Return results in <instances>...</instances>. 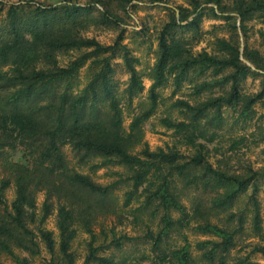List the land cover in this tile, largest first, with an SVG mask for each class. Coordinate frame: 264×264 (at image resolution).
Masks as SVG:
<instances>
[{
	"label": "trees",
	"instance_id": "16d2710c",
	"mask_svg": "<svg viewBox=\"0 0 264 264\" xmlns=\"http://www.w3.org/2000/svg\"><path fill=\"white\" fill-rule=\"evenodd\" d=\"M187 1L194 11L200 8L197 0ZM208 2L217 5L220 12L226 11L222 0ZM91 10L92 7L78 6L71 0L58 5L29 1L11 4L4 15L3 5L0 7V157H4L3 165L9 170L8 177L0 181V258L6 256L15 264H31L32 258L40 255L42 244L50 255L49 264H75L70 252L76 235V230L71 227L75 218L73 202H80L81 194L106 197L112 186L96 184L88 175L71 166L65 154V148H69L74 155L80 154L79 166L90 156L100 158L101 163L91 165L93 172L109 165L129 172L132 189L126 193L124 206L134 197H143L139 210L153 209L152 215H159L158 232L146 237L152 240L155 249L161 251L163 262L194 264L192 250H196L207 264H227L229 253L236 246V236L247 221L242 214L236 223L232 220L235 215H230L229 222L233 221L234 226L222 227L209 221L193 226L194 232L208 237L196 241L193 246L184 237L180 247L167 251L160 250V247L171 232L189 226L185 206L175 191L177 180L186 187H200L204 191L226 189L224 196L212 204V208L224 211L249 187L251 178L229 176L208 163L210 149L207 145L218 135L216 131L209 133L208 128L222 126L221 110L224 107L238 113L242 121L252 119V107L263 98L264 87L255 96L246 97L240 94V84L248 76L258 74L242 63L239 46L231 41L218 40L219 56H210L206 52L192 55L172 35L175 28H181L173 15L158 38L148 107L137 113L125 127L118 89L112 81L115 69L111 61L121 54L130 75L127 89L134 95L142 89L135 69L138 60L121 45V35L108 46L85 37L84 32L94 21ZM210 11L216 16L215 9L210 8ZM231 11L238 13L243 23L254 13L264 12V0H233ZM180 13L182 21L186 15L181 10ZM197 18L188 25H196ZM233 28L236 30L235 26ZM260 36L264 41L263 32ZM66 55L71 59L60 65V58ZM242 56L256 68L264 70V58L257 52L245 48ZM86 65L89 78L79 89L77 77ZM196 67L202 73L209 69H214L216 74L229 70L224 78V82L231 83L229 90L194 106L182 100L175 101L173 107L180 108L189 118L188 122L170 118L161 120L166 129L173 130L184 145L193 150L192 155L186 157L174 147L150 151L143 142V125L158 106L157 89L165 86L170 77L179 87L187 73ZM206 86L203 84L201 88ZM104 101L106 112L100 109V103ZM211 111L215 113L209 118ZM242 142L243 139L232 140L228 150H235ZM19 148L25 151L30 167L10 164V155ZM224 161L219 160L217 164ZM11 185L15 190L14 199L7 203L5 193ZM37 189L45 190L39 221L35 214ZM52 198L63 199L57 208L58 242L53 233L43 227L52 211ZM252 206V232L261 236L259 206L255 201ZM172 213L182 217L174 219ZM194 213L201 215L203 211L197 205ZM123 239L113 240L111 245L120 248ZM93 242L92 237L86 264H125L100 256L102 248L94 247ZM255 253L264 255V246H255L250 255ZM0 264L3 263L0 261ZM237 264L258 263L246 256Z\"/></svg>",
	"mask_w": 264,
	"mask_h": 264
},
{
	"label": "rangeland",
	"instance_id": "374dc122",
	"mask_svg": "<svg viewBox=\"0 0 264 264\" xmlns=\"http://www.w3.org/2000/svg\"><path fill=\"white\" fill-rule=\"evenodd\" d=\"M26 1L58 5L64 0H0L3 5V15L6 8L11 4L24 3ZM78 6L92 7L91 15L96 21L86 32L85 37L94 38L103 46L114 44L119 35L122 36L121 45L126 46L130 54L138 60L135 69L141 79L142 89L132 94L128 88L129 73L127 72L121 54L119 53L111 61L115 73L113 82L118 89L117 96L120 98V107L123 112L124 126H128L137 113L148 107V90L153 83L151 70L156 62L158 54V38L163 27L171 21L172 16L176 18L181 28L172 31L183 46L192 55L206 52L210 56H219L218 40L231 41L239 46L240 60L249 66L258 75H250L240 84L241 96H255L262 92L264 87V70L256 68L242 56L244 49L257 52L259 57L264 58V41L260 33H264V12H256L251 19L242 23L238 13L231 11L233 0H222L226 11L220 12L218 6L208 0H197L200 8L193 10L187 0H71ZM210 8L216 10V16ZM180 10L186 15L180 20ZM107 16V18H106ZM197 18L196 25H188ZM236 27V30L233 28ZM71 56L60 58V65L66 64ZM260 60V58L258 59ZM83 67L77 77L78 88L81 89L87 83L89 75ZM230 73L225 71L216 74L214 69L201 72L196 67L187 73L186 79L177 87L170 77L167 84L157 89L158 106L153 116L143 125V142L147 144L150 151L157 149L166 150L176 148L181 154L189 157L193 154L190 147H186L181 137L173 130L166 129L161 120L170 118L176 121H186L189 118L183 115L180 108L173 107L177 100L188 102L191 106L200 104L211 97L224 95L231 85L224 82V78ZM207 84L205 88H201ZM132 99V100H131ZM100 109L106 112V101L100 103ZM214 111L209 113L213 117ZM222 126L220 128L209 127V133L216 131L217 137L213 143L207 146L210 149L208 163L215 169L240 179H250V185L245 192L240 194L237 200L228 210L212 208L214 200L224 196L226 189L204 191L200 187H186L177 180L175 191L180 195L182 204L189 220V226L171 232L169 237L161 243L160 250H169L183 245V238L192 244L196 241L208 239L192 230L200 222L209 221L219 226L236 225L237 217L242 214L246 218L241 233L236 236V246L228 256L227 264H237L241 258L250 256L252 262L264 264V255L250 252L255 246H264V96L252 107V119L242 121L238 113L228 107L221 110ZM206 121L203 120L202 123ZM243 139V142L235 150L228 148L232 140ZM231 148V147H230ZM140 150V149H138ZM228 150V151H227ZM66 158L71 166L82 174L88 175L96 184L101 186H112L111 193L106 197H98L83 194L80 202H73L75 218L72 228L76 235L71 243L70 252L73 254L75 264H86L85 259L89 251V243L93 237V246L102 248L100 256L109 258L115 262L125 264H166L161 258V251L153 247V242L147 234L155 236L160 227L159 215H152L151 211L139 210L143 197L135 198L124 206L126 193L131 191L129 172L124 168L109 165L93 172L91 165L101 163L98 157L90 156L85 164H77L80 154L74 155L69 148H65ZM4 157H0V181L8 177V169L3 165ZM225 163L217 164L219 160ZM10 164L31 166L25 151L19 148L9 158ZM255 173L256 175H253ZM36 220L42 215V203L45 198V190H36ZM15 190L11 185L5 193L7 203L14 199ZM52 211L47 217L43 227L53 233L58 242L59 233L56 226L58 202L63 199L52 198ZM255 201L259 206L261 219V236L252 232V216ZM198 205L203 213L195 215L194 209ZM161 215V212L159 213ZM231 214L235 217L229 222ZM174 219L182 217L178 213L171 214ZM124 238L120 248L111 245L113 240ZM110 245L109 247H107ZM40 255L32 258L31 264H49L50 255L43 245L40 246ZM21 255H25L21 253ZM194 264H207L202 261L201 253L192 250ZM0 261L3 264H15L6 256ZM91 264V263H88Z\"/></svg>",
	"mask_w": 264,
	"mask_h": 264
}]
</instances>
